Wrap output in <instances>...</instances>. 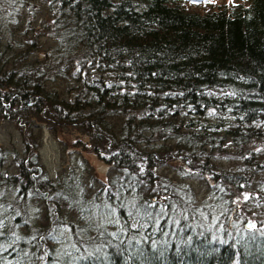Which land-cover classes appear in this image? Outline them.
<instances>
[{"label": "trees", "instance_id": "obj_1", "mask_svg": "<svg viewBox=\"0 0 264 264\" xmlns=\"http://www.w3.org/2000/svg\"><path fill=\"white\" fill-rule=\"evenodd\" d=\"M30 1L45 5L32 38L13 41L0 20V121L15 123L22 145L0 147L3 231L22 238L11 248L0 242L4 264H264V218L247 229L248 211L240 220L239 207H199L153 175L169 158L229 188L221 192L230 200L261 191L264 0L216 8H200L205 0ZM16 3L30 6L0 0V8ZM43 34L51 44L38 58ZM210 113L230 121L198 120ZM39 123L88 135L93 154L118 175L96 179L95 191L90 178L84 184L86 161L80 173L51 176ZM220 133L238 149L237 172L214 169L205 155ZM156 184L164 204L144 193ZM50 233L56 239H41Z\"/></svg>", "mask_w": 264, "mask_h": 264}, {"label": "rangeland", "instance_id": "obj_2", "mask_svg": "<svg viewBox=\"0 0 264 264\" xmlns=\"http://www.w3.org/2000/svg\"><path fill=\"white\" fill-rule=\"evenodd\" d=\"M29 2L30 6L26 7L25 9L22 8V5L19 3L9 5L5 8L4 6L0 8V20H4L7 29L11 32L10 36H12L13 41H19L20 38L25 39L26 33H28L27 37L32 38L34 31H36L35 29L37 27H40L45 19V5L43 4V2H32L30 0ZM239 4L246 5L247 0H205V2L199 7H234ZM32 6L34 8L33 12L35 13L36 11H43L34 15L30 13ZM29 20H33L31 24L32 28L29 27L28 30L25 31L27 29V23ZM38 41L42 46V50L36 52L34 55L35 57L42 58L43 50H45L47 44L51 43H49L45 34L40 36L38 38ZM58 84L59 83H56L55 86H57ZM216 94L222 97L227 93L217 91ZM217 116L219 118H217ZM229 117L230 115L226 114L215 115L214 113H210L208 118L198 120L201 121V123L214 125L217 123V119L220 118H222L223 121L225 120L229 122ZM39 126L41 127L39 133V138H41V147L39 148V154L42 163L51 176L54 177L60 172L69 175L72 170L80 173L82 165L81 161H86L88 172H86L83 177L84 184L87 186L86 190L89 189V181L91 180V182L95 185L93 187L94 190L92 191H95L99 186L96 179L99 180L101 184H103L107 181L110 174L111 177L118 175L111 170L109 165L101 162L93 154V152L91 151V143L88 135L81 133L74 127H52L48 123H39ZM218 135L222 139H220L219 143L213 142V148L205 150V155L210 154V158L212 159L211 163L214 169L220 171L237 172L242 164V160L238 157V149L232 145L229 138L223 139V136L225 135H223L222 133ZM157 144L163 145L164 143L158 142ZM0 147L13 153L15 151H21V138L19 131L15 126V123L0 121ZM153 175L159 178V181L157 183H160V185L165 184L168 186L169 181L173 184L180 185L184 191H188L190 200H194L199 207L203 205L209 210L211 207H218L216 206L217 202H219L221 205L223 204L227 209H230L229 212L235 210L234 208L239 207L240 214L238 217H240V220L241 213L248 211L250 216V218L247 220L249 224L247 227L248 229L255 228L256 223L258 222L257 220L264 218V192H262L261 189L264 186V175L258 176V179L256 180L257 186L262 185L261 187H259L261 190L260 192H258L256 187H252L244 190V194L242 196H238L236 200L233 199V197L230 200V198L227 197V193L221 192L222 189L225 191L229 188L218 186V184H215L214 181L206 183L204 181L205 178H203L199 174V172L188 168L185 163L179 162L178 160L167 158L163 161V163H161V165L154 168ZM155 186H146L147 189L146 191H144V193L148 194L150 191L151 193L154 192L150 196V198L155 197L157 199V202L159 200H166V197L158 195L156 193L158 187L157 184ZM234 202L235 205L233 206ZM239 203L241 204L240 206L238 205ZM241 206H243V209ZM217 210L222 209L218 208ZM234 213L237 214V212ZM228 215L229 217L232 216L230 214ZM72 216H75V213H73ZM238 217L236 216V218ZM225 218L226 216L224 217V219ZM234 218L235 216H232V220ZM252 225H255V227H252Z\"/></svg>", "mask_w": 264, "mask_h": 264}, {"label": "snow or ice", "instance_id": "obj_3", "mask_svg": "<svg viewBox=\"0 0 264 264\" xmlns=\"http://www.w3.org/2000/svg\"><path fill=\"white\" fill-rule=\"evenodd\" d=\"M3 211H4L3 205H0V242H3L5 239L10 240L11 243L8 245V247L11 248L12 244H15L17 240L22 239V238L17 236L15 238V240H12L11 237H8L7 234L5 233V231H3V229L5 228V222H4V218H3ZM13 227H18V225L17 226H13ZM252 227H255V225H252ZM45 238L56 239V236H54V235H52L50 233L48 237H41V239H45ZM7 250H8V248H5L3 246V244L0 243V252L7 251ZM25 255H27V254H25ZM0 264H4V257L2 255H0ZM17 264H19V262H17Z\"/></svg>", "mask_w": 264, "mask_h": 264}, {"label": "water", "instance_id": "obj_4", "mask_svg": "<svg viewBox=\"0 0 264 264\" xmlns=\"http://www.w3.org/2000/svg\"><path fill=\"white\" fill-rule=\"evenodd\" d=\"M152 201H155V198H153ZM162 202H163V201H162Z\"/></svg>", "mask_w": 264, "mask_h": 264}]
</instances>
